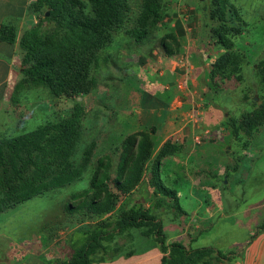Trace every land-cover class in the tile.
I'll return each instance as SVG.
<instances>
[{"label":"rangeland","instance_id":"1","mask_svg":"<svg viewBox=\"0 0 264 264\" xmlns=\"http://www.w3.org/2000/svg\"><path fill=\"white\" fill-rule=\"evenodd\" d=\"M126 1L131 10L123 28L115 32L114 41L99 52L98 60L92 66L94 86L89 93L72 97L56 96L47 87L32 84L23 72L26 64L23 62L25 51L19 44L22 37L31 29H36L42 36L59 33L56 22L48 18L50 12H32L22 20L17 15L4 19L5 23L16 25L18 41L15 43L17 49L12 60V74L2 99L0 94V143L6 138L30 133L40 126H51L49 137L58 135L63 126L71 129L76 127L78 134L74 152L69 159L70 167L67 169L69 172L73 170L72 181L63 187H50L41 195L19 201L11 207L15 203L13 201L12 205L0 211V264H17L20 258H28L29 263L35 261L34 264H49L65 259L69 252L68 246L79 237L80 228H90L98 220L109 217L85 216L80 210L68 213L67 206L77 204L83 195L91 190V180L99 158H109L112 165L111 174L115 175L124 147L131 144L130 138L159 124L161 117L157 114H161L162 109L167 107L160 106L156 99L159 93L155 86L160 81H157L158 75L153 73L165 68L163 63L160 65L157 62L159 59L179 60L185 66L181 74L186 73L190 61H198L201 70L208 71L210 75L212 64L224 52L232 51L237 54L235 64L227 62L228 79L218 76L215 79L216 86L215 81L209 78L205 102L207 106H212L211 109L217 107L214 104H219L225 110L228 128L235 138V151L240 153L239 169L230 171L228 195L241 196L245 188L246 196L251 201L257 192L251 194L250 191L253 190L250 189L257 187L258 182H264V0H230L236 11H231L228 15V25L229 28L237 29L239 34L224 32L233 42L228 49H223L211 39V29L217 27L216 21L210 18L213 8L211 0H162L160 21L157 25L146 26V33L143 34L145 38L139 43L128 33L135 29L134 22L140 15L143 0ZM164 44L174 51L173 54L166 52ZM185 46L188 51L182 52ZM193 52H198L197 58L191 57ZM184 54L188 58L185 59ZM206 54L209 56L208 61H204ZM0 57L9 62V58L2 57V54ZM258 62L260 63L257 66ZM5 76V72L0 71V93L4 91ZM172 84L175 82H171V86H174ZM160 122L162 124V121ZM234 127L237 134L233 132ZM165 129L162 124L153 135L154 152L143 176L141 196H135L144 202L146 208L152 205L149 197L152 185L149 170L156 168L153 161L164 142L168 140L169 133ZM90 145L93 146L91 161L85 164L84 151ZM238 145L242 146L241 150L237 149ZM243 151L249 152V156L241 155ZM260 152L262 158L254 165L253 158ZM50 154L47 157L51 168L48 174H57L67 163L59 160L55 152ZM24 156L27 157L26 153ZM250 167L256 174L246 187L245 182L239 181L238 178L243 176V169L247 171ZM158 169L165 185L173 189H179V186L189 187L183 169L174 165L171 159H163ZM7 171L5 165L0 164V192L15 185L7 183L5 186L2 183L3 176L8 175ZM187 171L191 172L192 169ZM29 172H34V169L30 168ZM167 172L175 176L176 183L168 177ZM129 199L130 196L126 197L122 204L118 205L119 208H123ZM181 201L186 206V202L190 200ZM118 211L119 209L114 214ZM247 217L244 219L247 220ZM162 219L168 243L182 241L184 234L191 235L194 231V224H191L192 230L189 232L187 224L184 223L189 222V216L176 217L170 212L163 214ZM260 223L261 220L254 226L251 225L256 228ZM249 225L246 222L240 226L235 225L232 232L224 226L219 232L216 229L207 231L189 247L217 245L213 247L222 248L224 254L238 253L246 241L251 239L252 234L246 229ZM139 233L138 230L134 231L135 237H138L137 243L130 246L141 251L136 255L158 248L153 239H142ZM216 233L218 239L213 241L216 235H212Z\"/></svg>","mask_w":264,"mask_h":264},{"label":"trees","instance_id":"2","mask_svg":"<svg viewBox=\"0 0 264 264\" xmlns=\"http://www.w3.org/2000/svg\"><path fill=\"white\" fill-rule=\"evenodd\" d=\"M211 1L213 8L210 18L217 23V27L211 29V39L223 49H228L233 42L224 32L239 34L237 29L229 28L228 25V15L236 9L230 0ZM30 8L35 14L48 10V18L56 22L59 33L42 36L36 29H31L22 37L19 44L25 51L23 62L26 65L23 72L28 81L47 87L56 96L72 97L89 93L94 86L92 66L97 62L99 52L114 41L115 32L123 28L131 10L128 2L34 0ZM161 17L162 0H143L140 15L134 22L135 29L130 31V34L127 32L128 35L136 42H142L146 26L157 25ZM17 32L16 25L3 23L0 27V40L15 44L18 41ZM164 47L167 53L173 54L174 51L169 46L164 44ZM236 59L235 52L226 51L212 64L210 79L215 81L216 86L215 79L218 76L228 79L227 62L235 64ZM262 74L264 80V71ZM50 129L51 126H40L30 133L1 141L0 164L8 169V175L3 176L2 183L5 186L7 183L15 185L0 192V211L12 205L13 201L15 203L11 207L19 201L41 195L50 187H63L74 179L73 170L69 172L67 169L70 167L69 159L76 146V127L71 129L63 126L58 135L49 137ZM157 131L158 127L152 126L150 130L139 132L130 138L131 144L124 147L115 175L111 174L112 165L109 158L102 156L98 159L91 180V190L87 191L77 204H69L67 212L80 210L85 216L109 217L98 220L90 228H80L79 237L68 246V256L49 264H92L140 253V250L130 248L137 243L135 230L140 231V238H151L157 243L156 247L163 253L161 264H211L215 259H232L234 253L224 254L213 246L187 247L180 241L168 243L162 215L172 212L176 217H182L185 210L180 204L177 191L162 182L158 168L163 159L182 149L180 144L168 139L153 161L156 168L149 170L152 184L149 194L151 207L146 208L144 202L135 197L141 196L140 187L144 183L147 163L154 152L153 135ZM233 132L237 134L235 127ZM51 152H55L59 160L67 163L57 174H48L51 168L47 157ZM92 153L93 146L90 145L84 151L85 164L90 163ZM30 168H33L34 172H29ZM129 196L126 205L119 208L118 205ZM116 208L119 211L114 214ZM258 229L264 231V219ZM120 239L124 241L121 242ZM127 248L129 250H126Z\"/></svg>","mask_w":264,"mask_h":264},{"label":"crops","instance_id":"3","mask_svg":"<svg viewBox=\"0 0 264 264\" xmlns=\"http://www.w3.org/2000/svg\"><path fill=\"white\" fill-rule=\"evenodd\" d=\"M32 1L34 0H0V27L5 23L4 19L8 17L17 15L22 20L26 15L32 13L30 8ZM16 49L17 45L0 40V54L2 57L9 58V62H7L0 57V71H4L6 74L3 79L4 91L0 93L1 99L5 95L12 74V60ZM183 51H188V48L185 46ZM194 53L190 56L197 58L198 52ZM184 57L185 59L188 58L185 54ZM208 59L209 56L207 57L206 54L204 61H208ZM157 62L160 65L163 63L165 68L163 71L153 73L158 75L157 81H160L155 86V90L159 93L158 97L155 96V98L160 102V106H167L162 109L161 114L157 115L161 117L160 121L166 127L165 131L169 133L167 139H171L182 146L178 153L166 157L165 160L169 158L174 165L183 169L189 187L176 185L179 186V189L178 187L174 189L177 191L180 204L185 210L183 216H189V222H184L187 224V231L192 230L191 224L195 225L192 234H184L183 240L180 242L189 247L207 231L216 229L219 232V229L224 226L232 232L235 225L240 226L246 222L250 224L246 229L252 234L251 239L246 241L247 243L240 252L232 255L231 260L218 261L215 259L211 264H264V231H259L258 227H253L259 220L264 219V182L261 183L260 181L257 187L250 189L253 190L250 191L251 194L257 192V195H253L255 197L250 199L251 201L246 196L245 188L241 196L228 195L227 185L230 182V171L239 169L238 164L241 163V159L240 153L235 151V138L228 128L225 110L219 104H214L217 107L211 109L212 106H207L205 102V95L208 94L206 86L210 78L208 71L201 70L198 61H194L195 63L190 61L185 74H181L185 70V66L179 60L172 58L165 60L163 58ZM171 82H175L172 84L174 86H171ZM160 121L156 125L158 129L162 127ZM238 148L241 150L242 146L238 145ZM241 155L248 157L249 152L243 151ZM261 158L262 152L253 158L254 165L260 162ZM188 169H192V171L188 172ZM254 171L251 167L247 171L243 169L241 171L243 176L238 180L244 181L245 186L249 185L256 174ZM166 174L173 180V183L177 182L171 172ZM182 199L190 201H187L185 206L181 201ZM241 206L245 208L241 209ZM244 217L248 219L246 220ZM215 235L213 241L218 239L217 233L212 236ZM204 246L212 245L206 244ZM216 249L221 250L222 248L217 247ZM26 252H29L27 248ZM125 258L121 256L111 261L92 264H161L162 253L158 248H153L140 255H131L127 257L128 260ZM34 263L35 261L29 263L28 258H20L17 264Z\"/></svg>","mask_w":264,"mask_h":264}]
</instances>
